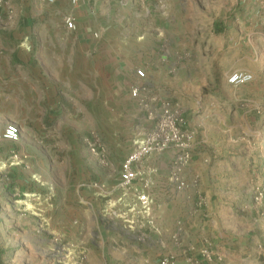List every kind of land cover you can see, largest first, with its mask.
<instances>
[{
  "label": "rangeland",
  "instance_id": "374dc122",
  "mask_svg": "<svg viewBox=\"0 0 264 264\" xmlns=\"http://www.w3.org/2000/svg\"><path fill=\"white\" fill-rule=\"evenodd\" d=\"M117 1L109 20L118 29L114 32L105 29L106 36L122 52L133 54L134 59H147L155 63L154 70L158 66L163 69L161 77H157L161 86L154 84L148 75L143 99L154 100V106L171 104L189 139L190 163L197 153H204L202 162L209 168L220 169V162L236 165L231 174L215 172L202 182L196 175L188 180L189 164L183 174L185 186L188 183L196 188L202 184L211 189V198L206 199L222 198L228 208L229 229L234 231L238 264H264V0ZM64 2L71 8L80 4V0ZM39 3L40 0H6L0 26L3 47L16 41L21 44L14 34L17 27L23 30L24 26L37 27L43 22L42 14H37L41 9ZM55 7L61 9L59 4ZM14 9L16 15L12 13ZM35 42L39 47L40 42ZM126 43H132V49L124 50ZM236 71H247L251 80L230 84L228 78ZM136 80L135 76L128 85L126 109L121 113H113L112 108L105 112L96 99L98 106L89 108L91 113L86 114L79 99L60 89L59 105L44 115L39 130L25 131V138H33L35 132L38 139L54 142L59 138V126L69 122L68 117L81 127L76 139L87 149L86 138L92 135L100 138L106 147V163L96 156L105 167L111 166L106 137L126 143L124 148L133 150L141 129L153 125L147 119L148 113L139 107V101L130 95ZM113 86L116 84L110 83ZM111 97L110 102L117 100ZM7 119L8 115L0 114V137ZM18 157V153H13V161L20 162ZM39 182L38 177L29 179L23 172L19 177L0 175V264H89L87 248L92 242L74 241L70 226L47 222V217H58L59 212L55 208L46 209L39 201L55 205L53 198L28 193ZM93 184L97 186L98 182ZM205 193L199 192L191 200L207 214ZM119 197L111 200L110 207L115 210L114 220L125 221ZM195 208L191 206L188 212ZM188 212L186 215L194 218ZM99 217L98 220L107 221L106 217ZM150 219L152 223L142 216L135 223L142 232L149 233L151 228H159L154 210ZM126 224L130 229L136 225ZM183 232L178 230L179 236ZM117 244L121 243L112 242L111 246Z\"/></svg>",
  "mask_w": 264,
  "mask_h": 264
},
{
  "label": "crops",
  "instance_id": "0c3cea01",
  "mask_svg": "<svg viewBox=\"0 0 264 264\" xmlns=\"http://www.w3.org/2000/svg\"><path fill=\"white\" fill-rule=\"evenodd\" d=\"M40 1L37 14H42L43 22L37 27L24 26L23 30L17 27L14 34L21 44L17 41L5 47L0 44V114L8 115L4 125L16 124L21 136L17 143L0 140V175L19 177L23 172L29 179L38 177L40 184H34L28 193L53 198L55 205L39 201L46 209L55 208L59 212L58 217H47V222L70 226L74 241L92 242L87 248L89 264H161L163 260L167 264H238L234 231H230L226 216L228 208L221 197L211 201V189L202 184L196 188L188 183L180 187L169 181L168 165L173 150L149 159L151 167L157 170L154 216L159 228L145 233L137 224L130 229L126 221L114 220L115 210L110 207L111 200L121 195L122 163L132 150L124 148L126 143L106 137L112 164L105 167L77 141L81 127L68 117L69 122L59 126V138L54 142L38 139L35 132L33 138H25V131L39 130L44 115L59 105L60 89L79 99L86 114L99 103L105 112L112 108L113 113H121L126 109L125 98L128 85L136 76L135 67L145 65L153 83L162 85L157 80L163 74L161 66L154 70V62L134 59L133 54L122 52L106 36L105 29L109 28L108 32L118 29L109 20L117 0H80L76 8L63 5L64 0L51 4ZM12 13L16 15V9ZM65 15L75 19L78 24L75 29L66 27ZM34 41H39L40 46ZM127 49H132V43L125 44L124 50ZM16 66L19 68L14 70ZM110 83L116 86L110 87ZM111 96L117 100L110 102ZM13 153L19 154L20 162L13 161ZM205 156L204 153L194 156L186 169L188 180L196 175L203 182L209 174H231L236 169V165L222 162L220 169L209 168L202 162ZM206 160L209 162L210 157ZM94 182H98L97 186ZM202 191H206L207 214L191 200ZM191 206L196 208L189 213ZM187 212L194 214V218H189ZM99 215L107 221L98 220ZM182 229L184 232L179 236L178 230ZM112 242L121 244L111 246Z\"/></svg>",
  "mask_w": 264,
  "mask_h": 264
},
{
  "label": "built area",
  "instance_id": "2783aa9c",
  "mask_svg": "<svg viewBox=\"0 0 264 264\" xmlns=\"http://www.w3.org/2000/svg\"><path fill=\"white\" fill-rule=\"evenodd\" d=\"M47 3H54L55 0H45ZM77 3L78 0H72ZM6 0H0V26L2 27V8ZM64 23L68 29H75L76 23L72 16H66ZM136 82L130 90L133 99L139 101V107L147 112V119L152 122L149 128H142L140 137L135 140L133 150L127 155L122 163L120 176V188L122 195L117 201L123 207V214L126 222L136 224L138 218H148L152 223L151 215L156 203L155 175L157 170L150 165V157L160 156L166 151L173 150L174 156L170 162L169 180L177 183L180 187L185 186L183 174L191 161V154L188 151L189 139L181 128V122L177 118L173 107L169 102H163L154 106V100L143 99L148 74L143 67L135 69ZM252 75L247 71H236L232 73L228 82L232 85H239L251 80ZM20 129L16 124H8L1 134L0 140L18 142ZM89 150L99 156L104 163L106 147L97 136L85 139ZM130 197L129 200H126ZM135 215V217L133 216ZM136 220H134V218ZM161 264H167L166 260Z\"/></svg>",
  "mask_w": 264,
  "mask_h": 264
}]
</instances>
